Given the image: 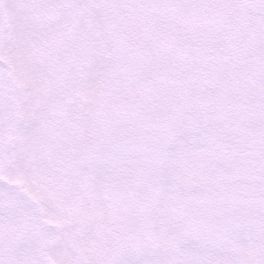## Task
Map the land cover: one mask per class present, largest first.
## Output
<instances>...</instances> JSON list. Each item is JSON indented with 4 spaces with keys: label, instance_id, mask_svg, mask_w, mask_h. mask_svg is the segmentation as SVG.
Segmentation results:
<instances>
[{
    "label": "snow or ice",
    "instance_id": "obj_1",
    "mask_svg": "<svg viewBox=\"0 0 264 264\" xmlns=\"http://www.w3.org/2000/svg\"><path fill=\"white\" fill-rule=\"evenodd\" d=\"M0 264H264V0H0Z\"/></svg>",
    "mask_w": 264,
    "mask_h": 264
}]
</instances>
